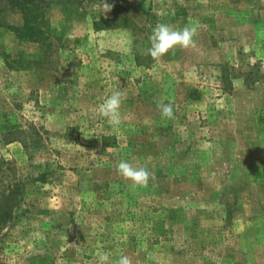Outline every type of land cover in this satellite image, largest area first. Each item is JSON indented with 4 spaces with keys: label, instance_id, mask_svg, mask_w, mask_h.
<instances>
[{
    "label": "rangeland",
    "instance_id": "rangeland-1",
    "mask_svg": "<svg viewBox=\"0 0 264 264\" xmlns=\"http://www.w3.org/2000/svg\"><path fill=\"white\" fill-rule=\"evenodd\" d=\"M110 1L117 19L102 0H0V192L16 193L0 264H264V0ZM190 21L196 48L154 61L155 26ZM117 90L114 128L98 106Z\"/></svg>",
    "mask_w": 264,
    "mask_h": 264
},
{
    "label": "clouds",
    "instance_id": "clouds-1",
    "mask_svg": "<svg viewBox=\"0 0 264 264\" xmlns=\"http://www.w3.org/2000/svg\"><path fill=\"white\" fill-rule=\"evenodd\" d=\"M102 7L105 13H107L112 10L113 5L109 4L108 0H102ZM197 32L198 25L191 21L182 29H177L169 24L158 23L149 37L151 46L147 49V52L154 61L159 62L170 51L174 52L177 48L194 49L197 46L195 40ZM122 95L121 91H114L98 106L99 115L105 118L114 128H118L124 119L121 112ZM158 108L162 118L174 119V109L171 103L165 104L160 102ZM116 168L118 174L123 179L131 181V188L133 190L138 187H147L152 178V174L146 166L137 167L126 160H121ZM57 264H61V262L57 261ZM93 264H132V260L129 256L122 254L118 259L113 261L110 258V254L104 252L96 254Z\"/></svg>",
    "mask_w": 264,
    "mask_h": 264
},
{
    "label": "trees",
    "instance_id": "trees-1",
    "mask_svg": "<svg viewBox=\"0 0 264 264\" xmlns=\"http://www.w3.org/2000/svg\"><path fill=\"white\" fill-rule=\"evenodd\" d=\"M13 3L15 5H17L18 8H20V10H21L20 13L22 15L24 14L26 16V14H27L26 9L23 8V6H25V3H26V5H28L30 3H28L27 1L26 2L25 1H13ZM110 3L113 5V7H112L113 17H114V19H117L119 17V15L122 14L123 12H122V10H120L118 3H115L113 1H110ZM123 11H125V9ZM20 133L22 134V132H20ZM34 134L36 137H39V135L36 132ZM29 137H30V139L26 138V139L19 141L23 144L24 148H28V146H30L31 143H32V145H35L40 140V139L39 140L33 139L32 136H29ZM0 173H2L1 167H0ZM0 184L3 185L2 189H4L5 186H7V187H5V189H8L10 186V183H7L9 186L5 185L6 184L5 180L1 182V177H0ZM14 195H16L15 192H8L5 190L0 192V202L5 201L9 205V207L6 208V206L1 205L2 203H0V223H3L4 221H7L9 218H11L12 209H11L10 205L12 204V201L14 200Z\"/></svg>",
    "mask_w": 264,
    "mask_h": 264
}]
</instances>
